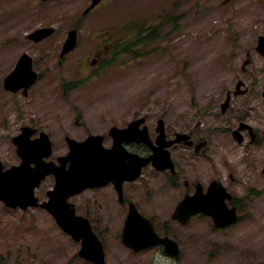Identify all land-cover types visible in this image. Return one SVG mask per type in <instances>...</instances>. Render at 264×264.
Here are the masks:
<instances>
[{
	"label": "rangeland",
	"instance_id": "rangeland-1",
	"mask_svg": "<svg viewBox=\"0 0 264 264\" xmlns=\"http://www.w3.org/2000/svg\"><path fill=\"white\" fill-rule=\"evenodd\" d=\"M90 4L91 0H0V97H8L3 80L17 59L14 53L28 49L42 59L50 79L44 85L51 100L49 108H53V99L60 101L59 106L57 100L53 102L64 124L70 128L68 115L74 114L73 123L79 116L73 113L71 103H77L76 108L90 120L93 118L91 126L72 133L79 139L138 116L148 117L152 130L163 118L169 131L189 125L207 131L211 139L207 155L187 160L185 173L192 177L194 171L201 170L203 179L207 173L219 177L240 203L246 190L252 189L256 195L245 205L251 212L242 206L241 221L235 228L239 257L245 262L257 256L258 264H264V58L255 48L264 30V0H103L82 19V47L59 65L60 36L74 28ZM142 24L150 31L157 28L154 35L158 37L127 55L125 62L119 59L103 69L76 65L88 45L96 44L88 39L89 34H105L111 28L136 30ZM41 26H54L57 38L24 48L23 41L11 42L13 36L22 38ZM247 58L252 63H245ZM96 71L93 82L67 92L71 101H62L60 80L88 77V73ZM239 79L249 92L239 97L232 95L231 106L223 114L221 104ZM36 95L34 90L30 105L35 103ZM239 121L254 128L257 140L251 142L248 132L241 144L233 138L232 131L238 128ZM17 129L18 125L4 128L0 121L4 146L0 148V159L6 155V163L16 159L11 137ZM231 174L233 180L229 178ZM65 237L45 213L12 212L0 204V258L5 263L77 264L73 258L75 249Z\"/></svg>",
	"mask_w": 264,
	"mask_h": 264
},
{
	"label": "flooded vegetation",
	"instance_id": "flooded-vegetation-1",
	"mask_svg": "<svg viewBox=\"0 0 264 264\" xmlns=\"http://www.w3.org/2000/svg\"><path fill=\"white\" fill-rule=\"evenodd\" d=\"M76 29L77 46L67 53H63V50L69 32L60 36L62 39L61 49L58 52L59 65H63L73 51L82 47L84 38L79 32L80 28ZM128 30L124 31L123 35H119V31L114 29L105 30L103 32L105 34H89L88 39L94 40L96 44L91 47L88 45L89 48L81 53L76 65L86 64L94 69H103L112 65L115 58L122 60L121 63L125 62L124 58L129 54L132 55L131 43L139 41L138 49L145 48L150 43V41L142 40L151 33L146 24L139 26L138 33H134L131 28ZM57 36L58 33L52 31L41 41L34 42L27 33L23 34L22 38L13 36L11 42L23 41L25 42L24 48L27 44H42L52 37L57 38ZM261 36H264V30L258 39ZM133 37L135 39L131 41ZM89 40L86 42L89 43ZM1 48L3 49L2 46ZM255 48L261 55L258 45ZM14 54L17 59L3 80V90L8 97H0V121L4 128L18 125L17 133L12 134L11 137L13 155L16 156V159L6 163L7 156L4 155V160L0 159V171L19 169L25 164L29 170L34 172L39 167L42 169L38 171L39 173L34 174V178L29 184V191L32 186H35L30 191V193L32 192L31 201L34 204L27 205L26 208L22 205L13 207L0 199L4 210L20 213L41 211L52 218L66 236V242L74 247L73 258L77 264H258L257 256L249 260L246 258L245 262L239 257L238 231L235 229L241 221L240 213L244 209L251 212L246 209L245 205L249 203L253 195H256L252 189L246 190L240 203L238 197L219 177L210 176L207 173L203 179L201 170L194 171L192 177L185 173L188 165L187 160L192 156L205 157L207 155L206 148L211 144L210 136L205 134L207 131H199L191 125L183 127L182 130L175 128L176 130L169 131L163 118H159L163 119V127L161 126L163 131L158 130V120L152 130L147 124L148 117L138 116L132 119L133 121L131 120L135 123L138 121L134 126L133 132L135 133L132 140L124 139L119 142L112 131L114 126H118V129H125L129 126L130 121L123 125L112 123L103 132L88 133L85 138L79 139L72 133L77 129L91 126L93 118L90 120L83 110L76 108L77 103H71L73 113L75 111L79 116L73 123L74 114L68 115L72 125L70 128L67 127L62 118L55 113L60 101L53 99V101H58V106L52 101L53 108H49L51 100L47 96L49 95L48 91H44V85L50 79L47 76L46 68L42 66L41 57L32 55L28 49L22 53ZM26 54L31 58L28 62L29 67L22 66L16 78L12 82L6 83V78L15 70L18 61H21ZM252 61L251 58H247L245 63L250 64ZM242 69L245 71L246 67L243 66ZM96 73L98 71L88 73L91 75L88 77L60 80L62 101H71V94L68 96L67 92L80 85L93 82L91 79L94 80L93 75L95 76ZM244 85L249 92L245 82ZM34 90L37 92L34 98L35 103L30 105V96ZM239 96L244 95L234 97ZM11 97L13 101L9 102ZM231 100L232 98H230L229 107ZM222 113L225 114L226 111ZM138 118L139 120H135ZM223 132H228V129H223ZM247 132L250 134V129L245 127L242 133L244 135ZM94 134L99 136L100 144L104 149L110 150L115 145L119 147L120 150L117 153L122 158L124 168L129 167L131 160L135 170L132 169L133 173L131 174H126V172L122 175L118 174L116 183L106 179L94 184H81L68 191L60 190L61 193L60 191L56 193L58 173L60 170L66 172L70 166L69 139L83 141ZM257 136L256 133L254 140H257ZM243 137L245 139V135ZM43 141H47L49 146L44 145ZM22 142L31 146L37 144L38 147L42 145L46 147H42V150L35 156L24 158L20 153ZM1 147L4 149L2 139H0ZM155 152L158 157L152 159ZM167 153L171 160L169 164L167 163L169 159H165ZM126 155L131 156V159L124 161ZM146 161L147 163H144ZM189 164L192 165V163ZM137 165H140V169ZM56 169H58V173H56ZM138 171L139 174L135 175ZM262 173L264 174V168ZM135 176L137 177L132 180V177ZM229 178L234 179L232 174ZM98 183L99 185H97ZM221 184L226 188L224 191L214 188L222 187ZM214 197L217 198L214 199ZM187 200L191 201L190 205ZM209 200L212 202V206L218 205L228 209V213H234L236 219H233L234 215H231L232 217L229 216L228 219L231 221L226 223V220L218 219V216L213 215L215 211L212 208L199 205L200 202L205 205ZM53 208L61 211V219L66 220L69 216L77 237L59 225L51 212ZM202 220L208 221L205 224H200L199 222ZM84 243L89 246H84ZM101 253L103 254V263L100 259ZM0 262L5 263L2 258H0Z\"/></svg>",
	"mask_w": 264,
	"mask_h": 264
},
{
	"label": "water",
	"instance_id": "water-1",
	"mask_svg": "<svg viewBox=\"0 0 264 264\" xmlns=\"http://www.w3.org/2000/svg\"><path fill=\"white\" fill-rule=\"evenodd\" d=\"M100 1L101 0H92V4H91L90 8L95 7ZM51 31L52 30L50 28H41V29L36 30L33 34H30V38H32L36 41H39L43 37L47 36ZM71 37L69 39L70 42L68 41L69 44H68V46H66L67 49L65 50V52L67 50L72 49L75 46L74 32L71 33ZM258 49L260 50V52H262V54H264V37L259 38ZM28 62H29L28 57L26 55H24L23 58L21 59V61L18 63V66L16 67V69L13 71V73L9 77H7L6 83H10L13 81L14 78H16V76L20 72L19 70L22 66L26 65L27 67H29ZM242 85H243L242 81H240L236 84L234 95L238 96L240 94L245 93V90L241 89ZM229 101H230V94H229L227 100L225 101V103L222 105V109L224 112L226 111V109L229 106ZM136 123H138V121ZM136 123L135 122L130 123L129 127L126 129L114 128L113 133L116 136V138H118L117 140L119 142L123 141L124 139H126V140L131 139L132 140V137H134V133H135V132H133V130L135 128L134 126L136 125ZM159 124L160 125H159L158 129L163 130V128L161 127L163 125L162 121ZM245 127H248L250 129L251 137L253 139L255 138V132H254L253 128L247 124L242 123L241 126L234 131V137L240 143L243 141V136L241 135L240 131L242 129H244ZM20 147L22 149L21 151H24L23 144H21ZM70 147H71V152L68 155V159H70L71 165H70V168L68 170H66L67 173L63 172L61 170H60L61 172L58 173V169H56V173H58V185H57V187H55L56 193H57V191L59 192L63 188H64L63 189L64 191L65 190L68 191L71 188L75 187L80 182H82L83 184L84 183L86 184L87 182L94 184L95 181L99 178L100 179H106L105 177H107V179L111 178V177L115 178V175L116 176L118 174L122 175L124 172H126V174H131L135 170V167L132 166L134 164L130 160L131 156H129V157H128V155L125 156L124 161H126V159L130 160V163L128 165L129 167H127V169H125L124 163L122 162V158H120L118 153H117L120 150V148H118L117 146L116 147L114 146V148H112L110 150L104 149L100 144L99 136H90L88 139H86L84 142H81V143H78L75 140H71ZM156 154L157 153H154L152 158L156 159L158 157V154L157 155ZM166 156H167V158H165V159L170 158L169 153H167ZM144 163H147V161ZM139 167H140V165L138 166V168ZM132 169H133V171H132ZM24 170H28V169L25 167L23 169H20L19 171H24ZM139 171L135 175H138ZM32 177H33V174H31V173H28L25 171L20 173L17 171V169H13V168L9 169L5 172L0 171V199L4 200L9 206H13V207H16L18 205H22L23 207L26 208L27 205H33L34 203L31 201V197H30L32 192L30 193V191H32L35 186L34 187L32 186L30 191L28 190L29 184H30L31 180H33ZM96 177H97V179H96ZM136 177L137 176H135L134 178L132 177V180L135 179ZM67 186L69 187V189ZM214 188L215 189L218 188V189H221L223 191L225 190L224 187L216 186ZM60 193H61V191H60ZM216 198L214 197V199H216ZM187 203H188V205H190L191 201L187 200ZM199 205L201 207L206 206V207L212 208L215 211V214H213V215L218 216L217 217L218 219L226 220L227 221L226 223L231 221V220H228L229 216L234 215V213H228V211H227L228 209L226 210L224 208H221L218 205L212 206V202H210V200L207 201L205 203V205L203 202H200ZM187 206H186V208H187ZM51 212L56 217L59 225L64 227L65 230L68 231L69 233H71L74 237H77L76 230L72 225L73 223L71 222L69 216H67L68 215L67 211H66V216H67L66 220L61 219L62 218V214L60 213L61 211L59 212L58 210L53 208V209H51ZM233 219H236L235 215H234ZM99 245H100V243H99ZM84 246L88 247L89 244L84 243ZM100 259H101V262L103 263V254L102 253L100 254ZM0 264H3V263H0Z\"/></svg>",
	"mask_w": 264,
	"mask_h": 264
},
{
	"label": "trees",
	"instance_id": "trees-1",
	"mask_svg": "<svg viewBox=\"0 0 264 264\" xmlns=\"http://www.w3.org/2000/svg\"><path fill=\"white\" fill-rule=\"evenodd\" d=\"M147 38V37H146Z\"/></svg>",
	"mask_w": 264,
	"mask_h": 264
}]
</instances>
